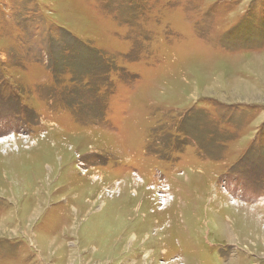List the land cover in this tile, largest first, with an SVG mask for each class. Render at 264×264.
I'll return each instance as SVG.
<instances>
[{
  "label": "rangeland",
  "instance_id": "1",
  "mask_svg": "<svg viewBox=\"0 0 264 264\" xmlns=\"http://www.w3.org/2000/svg\"><path fill=\"white\" fill-rule=\"evenodd\" d=\"M0 264H264V0H0Z\"/></svg>",
  "mask_w": 264,
  "mask_h": 264
},
{
  "label": "bare ground",
  "instance_id": "2",
  "mask_svg": "<svg viewBox=\"0 0 264 264\" xmlns=\"http://www.w3.org/2000/svg\"><path fill=\"white\" fill-rule=\"evenodd\" d=\"M8 148V147H7Z\"/></svg>",
  "mask_w": 264,
  "mask_h": 264
}]
</instances>
